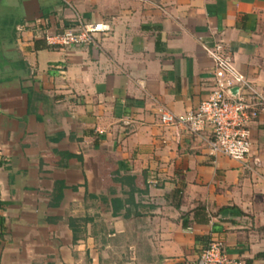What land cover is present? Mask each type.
<instances>
[{"label":"crops","instance_id":"crops-1","mask_svg":"<svg viewBox=\"0 0 264 264\" xmlns=\"http://www.w3.org/2000/svg\"><path fill=\"white\" fill-rule=\"evenodd\" d=\"M76 17L94 44L48 45ZM221 41L264 94V0H0V264H264V112L251 169L159 121ZM235 90V89H233Z\"/></svg>","mask_w":264,"mask_h":264},{"label":"built area","instance_id":"built-area-1","mask_svg":"<svg viewBox=\"0 0 264 264\" xmlns=\"http://www.w3.org/2000/svg\"><path fill=\"white\" fill-rule=\"evenodd\" d=\"M76 18L75 23L62 32H46V43L58 47L94 44L97 37H105L111 30L107 22ZM203 48L212 63L211 85L206 96L194 109L181 114L161 110L159 121L163 125L181 127L192 135L207 133L206 141L211 152L222 153L251 169V126L264 112V94L237 68L232 54L220 40ZM195 264L231 262L222 242L211 239L200 250Z\"/></svg>","mask_w":264,"mask_h":264}]
</instances>
